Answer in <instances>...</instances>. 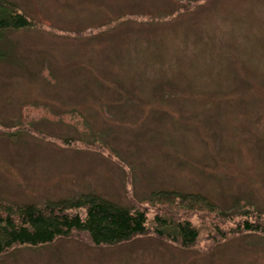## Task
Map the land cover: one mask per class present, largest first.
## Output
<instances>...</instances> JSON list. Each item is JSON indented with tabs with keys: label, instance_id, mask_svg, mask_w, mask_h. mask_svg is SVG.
<instances>
[{
	"label": "rangeland",
	"instance_id": "obj_1",
	"mask_svg": "<svg viewBox=\"0 0 264 264\" xmlns=\"http://www.w3.org/2000/svg\"><path fill=\"white\" fill-rule=\"evenodd\" d=\"M11 1L30 25L0 39V204L97 196L148 229L0 264H264V232L237 231L264 226V0Z\"/></svg>",
	"mask_w": 264,
	"mask_h": 264
},
{
	"label": "trees",
	"instance_id": "obj_2",
	"mask_svg": "<svg viewBox=\"0 0 264 264\" xmlns=\"http://www.w3.org/2000/svg\"><path fill=\"white\" fill-rule=\"evenodd\" d=\"M29 25L27 16L17 9L15 3L0 0V39L7 29H21ZM160 198L168 197L163 193L157 194V199ZM73 209L77 211L73 212ZM156 220L171 222L162 215H158ZM147 225L148 215L145 210L124 207L97 196L49 203L45 208L0 204V256L15 246L48 244L74 231L85 232L95 245H115L145 234ZM176 225L177 231L171 235L173 240H178L184 247L193 246L199 238V231L188 220ZM237 225L239 232H264L259 219L254 222L244 219ZM159 232L164 234L162 230Z\"/></svg>",
	"mask_w": 264,
	"mask_h": 264
}]
</instances>
